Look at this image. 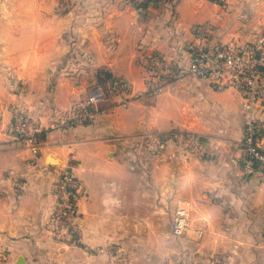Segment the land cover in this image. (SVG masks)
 I'll return each mask as SVG.
<instances>
[{
  "label": "crops",
  "instance_id": "crops-1",
  "mask_svg": "<svg viewBox=\"0 0 264 264\" xmlns=\"http://www.w3.org/2000/svg\"><path fill=\"white\" fill-rule=\"evenodd\" d=\"M206 25L214 43L253 39L264 33L255 29L264 28V0H165L146 17L129 0H0L3 264H264V189L242 172L236 93L197 77L144 92L136 60L140 50H155L186 62L193 28ZM79 51L91 61L86 73L101 67L128 84L81 123L69 120L70 111L96 86L66 72L68 54ZM17 110L43 130L34 163L10 133ZM185 131L200 135V153L177 145L174 133ZM153 136L163 149L148 147ZM64 167L83 187L82 245L56 243L46 228ZM178 206L188 226L175 235ZM142 235L151 236L154 258H140Z\"/></svg>",
  "mask_w": 264,
  "mask_h": 264
},
{
  "label": "built area",
  "instance_id": "built-area-1",
  "mask_svg": "<svg viewBox=\"0 0 264 264\" xmlns=\"http://www.w3.org/2000/svg\"><path fill=\"white\" fill-rule=\"evenodd\" d=\"M156 0H130L137 10H145ZM224 4L228 0H211ZM195 41L187 44L189 59L183 65L173 64L160 54L149 56L148 72L155 75L146 82L144 92L156 94L173 86L185 77H197L205 80L216 91L230 89L238 97L240 111L243 114L242 172L245 176L256 175L264 189V33L253 39L242 40L232 37L226 42L214 43L210 36V27L200 26L192 30ZM103 97L100 89L93 91L86 102L80 103L69 115V120L84 122L98 112V101ZM42 127L33 122L22 110L14 112L10 122L12 136L29 149L31 162L38 157L42 144ZM177 145L187 155L201 151L199 134L185 131L173 135ZM151 149H163L164 140L153 136L148 140ZM22 187L20 179L15 181ZM83 187L76 175L67 167L61 169L53 185V205L47 221V231L56 243L82 245L79 224L78 201ZM186 209L178 206L171 221L173 234H182L187 226ZM7 259L0 252V264Z\"/></svg>",
  "mask_w": 264,
  "mask_h": 264
},
{
  "label": "rangeland",
  "instance_id": "rangeland-1",
  "mask_svg": "<svg viewBox=\"0 0 264 264\" xmlns=\"http://www.w3.org/2000/svg\"><path fill=\"white\" fill-rule=\"evenodd\" d=\"M158 2L163 3L164 1L163 0H156L153 4L158 3ZM137 11L139 12L140 16H143V17L147 16V13L145 10H142V11L137 10ZM255 29H258V32H261L262 30H264L263 27L262 28H255ZM255 29H253V30H255ZM154 53L155 54L158 53V54L162 55L163 59H165L166 61H169L173 64L183 65L185 63V60L182 61L179 59H173L172 57H169V56L162 54V53L155 51V50L147 51V52L145 50H140V52L138 53V55L136 57V60L141 64L143 71H144L145 88H146V82L147 81L151 82L153 80V78L155 77L154 74L149 73L147 70L148 65H149V56L151 54H154ZM65 63H68L67 67H66V72L70 77H72V80H74L76 83H78L79 79H82L83 75L85 74L86 77H88L87 82L89 84H91V86H96V88L94 90L100 89L102 91V93H103L102 99L104 98V96H107L109 94H113L114 96H116L118 94L122 95L128 89L127 88L128 84H126V82L122 81L121 79L119 80V79L111 77L108 74V72L101 67L97 68L90 75L89 71H90L91 61H90V59H87L86 56H83V54H81L80 51L78 52V54H74V53L68 54L67 60L65 61ZM87 69L89 70L88 73H86ZM186 78H188V77H186ZM93 91H92V93H93ZM92 93L89 96H91ZM73 110L70 111V114L72 113ZM148 225H152L151 221H149ZM160 225L169 227V224L166 221H165V223L162 222ZM150 237L151 236H148V235H142L141 236L142 245L140 247L139 254H140V258H142V259L154 258L152 255V252L148 248L149 244L146 240ZM173 243L175 244L176 242H174V240H173ZM174 254L179 256V252L174 253ZM131 255H132V253H131Z\"/></svg>",
  "mask_w": 264,
  "mask_h": 264
},
{
  "label": "trees",
  "instance_id": "trees-1",
  "mask_svg": "<svg viewBox=\"0 0 264 264\" xmlns=\"http://www.w3.org/2000/svg\"><path fill=\"white\" fill-rule=\"evenodd\" d=\"M163 1H165V0H163ZM145 11H146V13H147L148 9L146 8Z\"/></svg>",
  "mask_w": 264,
  "mask_h": 264
}]
</instances>
